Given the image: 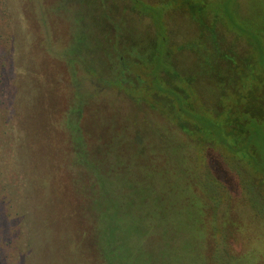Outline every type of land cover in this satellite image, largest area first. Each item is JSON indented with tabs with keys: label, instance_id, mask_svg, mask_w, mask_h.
Instances as JSON below:
<instances>
[{
	"label": "rangeland",
	"instance_id": "374dc122",
	"mask_svg": "<svg viewBox=\"0 0 264 264\" xmlns=\"http://www.w3.org/2000/svg\"><path fill=\"white\" fill-rule=\"evenodd\" d=\"M104 1L101 5L95 0H0V167L8 172L0 187V252L6 243L0 253L3 264H73L70 251L77 241L69 226H75L72 217L82 214L89 217L84 227L96 224L93 243L99 246L98 238L99 242L101 237L107 239L100 245L113 264L202 263L195 251L196 241L188 236L197 223L201 224V217L194 204H185L187 195L179 194L177 180L166 162L153 156L141 157V163L150 162L151 169L137 175L148 177L142 186L155 191L138 207H152L157 202L154 207L160 212L146 208L145 215L140 211L130 213L129 207H136L134 193L124 191L127 184L117 189L109 179L114 168L108 164V155L116 148L107 150L103 145L108 140L106 132L120 128L117 115L137 118L139 126L146 122L150 125L146 138L139 134L135 140L149 148L159 145L164 131L169 135L178 130L143 101L134 103L138 96L149 95L148 85L142 90L127 83L137 82L127 65L133 62V48L137 45L143 49L154 36L152 18L137 12L136 7L132 9L131 0ZM143 2L165 10L166 35L174 46L196 35L175 2ZM174 56L177 64V51ZM186 58L180 57L178 63L189 65ZM188 60H193L191 55ZM122 69L124 76H120ZM118 79L123 88L118 86ZM76 94L80 95L82 112L78 120L70 114ZM68 114L75 135L66 128ZM150 129L160 134H152ZM70 142L78 155L83 152L87 157L81 165L76 159L73 162ZM124 150L131 157L132 151ZM205 159L198 163L199 172L209 168L232 198L239 200L241 189L236 175L214 152H206ZM87 161L97 164V171L89 168ZM48 170L51 173L42 176ZM40 178L44 179L42 183ZM52 182L63 185L58 191L62 196L55 207H44L47 210L43 212L37 195L48 194ZM133 184L140 183L136 179ZM64 189L68 195H63ZM115 190L124 192L125 199L133 198L132 203L118 199ZM69 194L73 196L70 201ZM124 205L129 215L117 213V208ZM180 212H187L189 229L178 221L182 219L177 216ZM247 223L245 227L238 222L233 248L237 253L264 246V225L257 217H250ZM252 264H264V259L257 255V262Z\"/></svg>",
	"mask_w": 264,
	"mask_h": 264
},
{
	"label": "trees",
	"instance_id": "16d2710c",
	"mask_svg": "<svg viewBox=\"0 0 264 264\" xmlns=\"http://www.w3.org/2000/svg\"><path fill=\"white\" fill-rule=\"evenodd\" d=\"M171 1L176 3L177 11L187 24L196 29V35L174 46L166 35L165 10L143 0H131L132 9L136 7L137 12L152 18L154 36L143 49L137 45L133 48V62L127 66L137 82L128 80L127 83L142 90L148 85L149 95L138 96L134 103L139 105L140 100L143 101L149 110L174 123L178 132L168 135L165 131L160 134L150 129L152 134L161 135V142L156 146L162 148H149L146 143L135 140L139 134L141 138H146L150 125L146 122L139 126L137 118L117 115L119 130L106 132L109 133L108 140L102 144L107 150L116 148L108 155V164L114 168L109 179L117 189L120 184H127L124 191L134 193L133 203L136 207H129L130 213L140 211L145 215L146 208L160 212L159 207H154L157 202L152 207H138L143 205L142 201L146 200L147 195L151 196L155 191L142 186L148 177L137 175L151 169L150 162L141 163V157L153 156L163 160L174 175L177 173L173 179L177 180L181 191L179 194L187 195L185 204H194L196 213L201 217V224L197 223V227L191 229L192 234H188L196 241L195 251L201 256V264H252L257 262V255L264 259V238L263 247L257 251L248 248L245 253H237L233 248L237 244L235 232L237 227L239 229L238 222L247 227L248 219L257 217L259 224L264 225V0ZM95 2L103 5L105 1ZM140 4L149 8H141ZM229 38L231 41H228ZM188 55L192 56V61L188 60ZM180 57H187L189 65L178 63ZM122 70L120 76H124ZM117 83L123 88L120 79ZM74 99L70 114L78 120L82 113L80 95H74ZM70 114L66 117V128L75 135ZM70 144L71 154L75 157L73 162L76 159L77 165H81L86 155L83 152L78 155V150H74L75 144ZM120 145L122 149L117 150ZM124 148L132 151L131 157ZM206 152H214L222 164L236 175L241 189L239 200L232 198L209 168L199 172L198 163L206 161ZM77 156H80L79 160ZM93 165L96 167L92 168ZM87 166L94 171L99 168L88 161ZM50 173L51 170H48L42 176ZM7 174V170L0 167V187ZM136 179L140 183L138 186L133 184ZM43 181L39 179V183ZM122 181L124 183H118ZM55 182H52L48 194L40 192L37 195L38 205L43 207V212L47 210L44 207H55L62 196L58 191L63 185ZM61 192L68 195L66 189ZM115 194L126 204L132 203L133 198H123L124 192L116 193L115 190ZM73 196L69 194V201ZM117 209L118 214L129 215L126 205ZM185 209L187 211V207ZM93 210H97V207L94 206ZM186 214L180 212L177 216L182 218L178 221L182 222L183 228L187 226L189 229L190 221ZM86 218L89 217L83 214L71 218L75 226H69V229L71 234L75 231L73 237L77 241L76 247L70 251L73 264H81L85 260L91 261L90 264H113V260L105 257L100 245L107 239L101 237L99 242L98 238L96 243L99 246L95 245L92 238L96 224L91 222L90 226L87 224L88 227H84ZM143 220L145 223L146 219ZM14 237L17 238L16 234ZM135 237L140 238L138 235ZM4 262L0 257V264Z\"/></svg>",
	"mask_w": 264,
	"mask_h": 264
}]
</instances>
